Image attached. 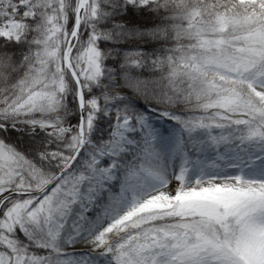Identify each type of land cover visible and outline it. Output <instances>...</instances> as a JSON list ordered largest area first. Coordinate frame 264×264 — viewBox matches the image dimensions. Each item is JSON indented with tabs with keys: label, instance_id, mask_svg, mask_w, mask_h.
Masks as SVG:
<instances>
[{
	"label": "snow or ice",
	"instance_id": "1",
	"mask_svg": "<svg viewBox=\"0 0 264 264\" xmlns=\"http://www.w3.org/2000/svg\"><path fill=\"white\" fill-rule=\"evenodd\" d=\"M0 264H264V0H0Z\"/></svg>",
	"mask_w": 264,
	"mask_h": 264
}]
</instances>
